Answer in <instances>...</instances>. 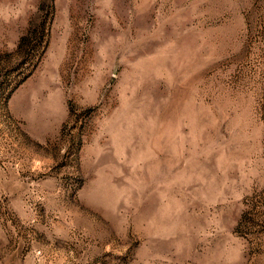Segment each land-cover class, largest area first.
Returning <instances> with one entry per match:
<instances>
[{"label": "rangeland", "instance_id": "1", "mask_svg": "<svg viewBox=\"0 0 264 264\" xmlns=\"http://www.w3.org/2000/svg\"><path fill=\"white\" fill-rule=\"evenodd\" d=\"M0 264H264V0H0Z\"/></svg>", "mask_w": 264, "mask_h": 264}]
</instances>
